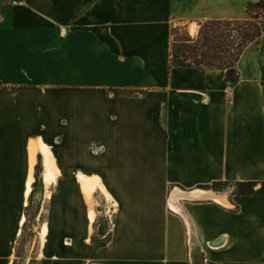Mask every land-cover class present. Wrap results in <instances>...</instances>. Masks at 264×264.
<instances>
[{
	"label": "crops",
	"instance_id": "0c3cea01",
	"mask_svg": "<svg viewBox=\"0 0 264 264\" xmlns=\"http://www.w3.org/2000/svg\"><path fill=\"white\" fill-rule=\"evenodd\" d=\"M256 1L0 0V264L37 182L36 264H264V23L237 82L171 55Z\"/></svg>",
	"mask_w": 264,
	"mask_h": 264
},
{
	"label": "trees",
	"instance_id": "16d2710c",
	"mask_svg": "<svg viewBox=\"0 0 264 264\" xmlns=\"http://www.w3.org/2000/svg\"><path fill=\"white\" fill-rule=\"evenodd\" d=\"M257 10L255 15L251 11ZM264 11V0H258L248 6V18L243 20H208L198 37L176 39L172 41L171 55L195 65L209 69L225 71V80L237 82L240 79L236 68L237 61L246 46L256 41L261 35L259 19ZM178 28L173 36H177ZM224 182H214L213 188H222ZM235 192L238 194L254 193V182H237Z\"/></svg>",
	"mask_w": 264,
	"mask_h": 264
},
{
	"label": "rangeland",
	"instance_id": "374dc122",
	"mask_svg": "<svg viewBox=\"0 0 264 264\" xmlns=\"http://www.w3.org/2000/svg\"><path fill=\"white\" fill-rule=\"evenodd\" d=\"M256 11L257 10H252L251 12L253 13ZM253 14L255 15L256 13ZM259 19L264 21V11L262 15H259ZM203 26L204 23H201L198 33L194 34H192L193 31L189 32L186 27H178L179 30L177 36H171V40L173 41L174 38L184 40L188 36L196 38ZM223 186L224 185H222V187ZM232 187L235 191L236 185H232ZM33 188L34 191L32 195L26 199L27 205L23 208V213L27 220L21 228L20 233L13 238V243L10 249L11 255L9 256L11 264H36L41 253V245L43 241L40 236V225L46 217V209L48 208V203L46 201L47 189L45 194L42 195L43 186L39 182H37ZM109 222L108 218L101 216L98 222V228L95 232L96 237H101L107 233L110 224Z\"/></svg>",
	"mask_w": 264,
	"mask_h": 264
},
{
	"label": "bare ground",
	"instance_id": "6f19581e",
	"mask_svg": "<svg viewBox=\"0 0 264 264\" xmlns=\"http://www.w3.org/2000/svg\"><path fill=\"white\" fill-rule=\"evenodd\" d=\"M43 147H45V146L43 145ZM30 185L31 184L27 185L26 195L29 194V191L31 189ZM82 188H83V191H84L86 197L88 198V200H91L93 191L95 189V184L91 180H89L88 178L84 177L83 175H82ZM102 189L104 190V192H106L103 187H102ZM107 196L109 197L108 194H107ZM90 217H91V219H93V217H94V214H93L92 210L90 211ZM25 220H26V216L22 215L21 222L23 223ZM46 232H47V229H46V226H44L43 232H42V237H44L46 235Z\"/></svg>",
	"mask_w": 264,
	"mask_h": 264
},
{
	"label": "built area",
	"instance_id": "2783aa9c",
	"mask_svg": "<svg viewBox=\"0 0 264 264\" xmlns=\"http://www.w3.org/2000/svg\"><path fill=\"white\" fill-rule=\"evenodd\" d=\"M11 5L19 6L24 3V0H7Z\"/></svg>",
	"mask_w": 264,
	"mask_h": 264
},
{
	"label": "water",
	"instance_id": "95a60500",
	"mask_svg": "<svg viewBox=\"0 0 264 264\" xmlns=\"http://www.w3.org/2000/svg\"><path fill=\"white\" fill-rule=\"evenodd\" d=\"M196 264H202V260L199 258V260H197Z\"/></svg>",
	"mask_w": 264,
	"mask_h": 264
}]
</instances>
